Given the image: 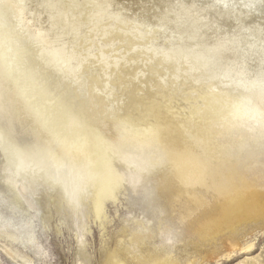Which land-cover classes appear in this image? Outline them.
I'll return each instance as SVG.
<instances>
[{
	"label": "bare ground",
	"instance_id": "1",
	"mask_svg": "<svg viewBox=\"0 0 264 264\" xmlns=\"http://www.w3.org/2000/svg\"><path fill=\"white\" fill-rule=\"evenodd\" d=\"M137 11V28L122 29ZM158 21L167 28L154 31ZM94 22L112 28L98 39L84 29ZM170 38L179 45L163 48ZM262 113L260 0H0V139L17 161L2 186L1 247L19 264H35L21 249L44 253L40 191L51 201L57 189L74 215L104 226L127 189L135 223L104 264H224L252 252L264 232ZM45 172L51 180L25 183Z\"/></svg>",
	"mask_w": 264,
	"mask_h": 264
},
{
	"label": "rangeland",
	"instance_id": "2",
	"mask_svg": "<svg viewBox=\"0 0 264 264\" xmlns=\"http://www.w3.org/2000/svg\"><path fill=\"white\" fill-rule=\"evenodd\" d=\"M122 9L123 10H121V13H124V11L129 10L128 7ZM136 13H138V11ZM143 16L144 15L140 13L134 14L130 16L131 18H134L132 21L133 23L132 22L127 24L120 23V26L122 27V29L125 30H129L135 26H136L135 28H137V25L134 24H136L137 20L142 21ZM146 23L147 21L143 22L144 25H146ZM150 23L151 26H153L154 28L153 30L156 32L160 30L163 31L164 29L167 28V25H164L163 27V23L161 21H158L157 23L156 22L155 23L150 22ZM94 24L95 25L90 24V26L89 24H84L86 25V28L84 27V29H86L87 32L91 30L92 33L96 35L98 39L100 38L96 33H94V31L97 32L101 31V28L102 27L105 28L106 25L111 26L109 29L112 28L111 25L112 22L103 24L101 26H97L95 22ZM158 26L162 27V29H158L157 28ZM128 27L129 29H126ZM109 29H107V31H109ZM171 39L173 38H170L169 40L167 39V42L165 41L166 43L162 44L163 48L167 49L170 43H176L177 45H179L178 40H171ZM62 41L64 42L65 40ZM171 53L173 54L168 53L169 57L175 55V53L178 54L179 52L174 49V51H172ZM183 56H179V57H183ZM10 146L11 145L7 140L6 134L4 133L3 139L2 140L0 139V151L2 152V153L0 152V198L4 196V193L2 192V186L4 184L5 178L6 176H8L10 170L13 171V169H15L16 167L15 163H17V161L15 162L16 158L14 155V149H12L11 147L12 149L11 150ZM11 151L12 153H10ZM63 168L61 166V168L59 169H63ZM52 170L54 169L52 168L50 170L49 172L50 174ZM45 173H43L44 176L37 175L38 177L35 176L34 178H29L30 175L28 176L27 174H24L25 176H28L27 178L24 177L26 179L25 183L29 185L31 188H34L35 185L37 186V184L40 183L41 179L42 180L45 179L47 181L51 180L52 178L50 177L46 178L47 173L46 175ZM131 192L132 191L127 189L126 191L123 190V192H121L117 196V201L115 203L111 201L107 203L106 205L107 223L106 225L101 226V219L100 220L97 219L96 217H94L93 214L87 216L85 214L84 218L74 215L73 214L74 210L72 209V206H70L67 202L60 199L57 189L51 192L52 194L51 201L48 200L46 201L45 193L40 191L38 198H40V200L46 206L45 208H43V210L38 215V218L36 219L35 231L37 233L36 235L38 236L39 243L42 244L43 246L44 253L40 256V255H35L32 250L31 251L26 249L24 250L21 249L22 247L20 249L24 253L29 254L28 256L30 257L31 260L34 261L35 264H104L105 255L110 249H112L113 240H115V237L118 233L117 231H119L123 223H125L127 219L130 220L129 221L130 226H133L135 223L133 217H135L137 214L134 211L133 195ZM26 215L27 214H24V216ZM77 220H79L80 222L82 221L84 222V226H83V230L81 231V234L83 235V242H84L83 251L86 258L88 259L86 261L82 260L81 256L79 255L80 254V247H79L80 245L78 243L79 230L77 225H75ZM253 242L255 243L256 247L253 249L252 252L240 253V254L238 253V255H235V257L232 258L231 260L224 262V264H250L251 261L254 264H264V232L257 233V236L255 237ZM3 244L4 242L0 240V264H17L18 262L14 259L13 256L11 258L10 254L5 253L6 252L5 249L1 247ZM219 264H223V263L221 262Z\"/></svg>",
	"mask_w": 264,
	"mask_h": 264
},
{
	"label": "snow or ice",
	"instance_id": "3",
	"mask_svg": "<svg viewBox=\"0 0 264 264\" xmlns=\"http://www.w3.org/2000/svg\"><path fill=\"white\" fill-rule=\"evenodd\" d=\"M260 2H261L262 4H264V0H260ZM246 6H247V7H252L253 5H252V4H247ZM261 118L264 119V113L261 114Z\"/></svg>",
	"mask_w": 264,
	"mask_h": 264
}]
</instances>
